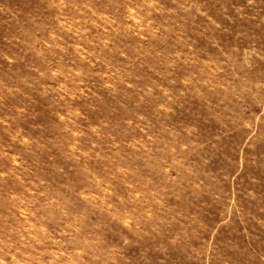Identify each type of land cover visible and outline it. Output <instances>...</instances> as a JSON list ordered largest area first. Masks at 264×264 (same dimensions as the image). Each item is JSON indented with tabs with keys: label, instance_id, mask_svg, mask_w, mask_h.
<instances>
[{
	"label": "rangeland",
	"instance_id": "1",
	"mask_svg": "<svg viewBox=\"0 0 264 264\" xmlns=\"http://www.w3.org/2000/svg\"><path fill=\"white\" fill-rule=\"evenodd\" d=\"M0 264H264V0H0Z\"/></svg>",
	"mask_w": 264,
	"mask_h": 264
}]
</instances>
